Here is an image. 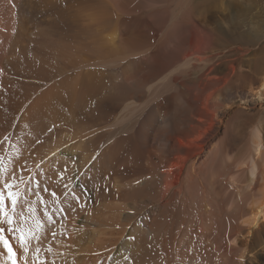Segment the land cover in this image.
Segmentation results:
<instances>
[{"label": "bare ground", "instance_id": "1", "mask_svg": "<svg viewBox=\"0 0 264 264\" xmlns=\"http://www.w3.org/2000/svg\"><path fill=\"white\" fill-rule=\"evenodd\" d=\"M26 1L23 20L9 10L18 23L0 25V53L10 34L19 46L0 67V141L25 106L19 131L53 147L38 161L23 151L18 174L36 173L50 200L60 173L99 151L91 174L109 189L85 211L73 202L83 223L68 212L63 228L45 224L46 259L264 264V120L246 126L264 115V0ZM26 77L46 87L31 97L16 89Z\"/></svg>", "mask_w": 264, "mask_h": 264}, {"label": "snow or ice", "instance_id": "2", "mask_svg": "<svg viewBox=\"0 0 264 264\" xmlns=\"http://www.w3.org/2000/svg\"><path fill=\"white\" fill-rule=\"evenodd\" d=\"M254 38L264 40V24L258 26ZM8 139L5 137V140ZM99 155L100 152L97 151L84 170H74L71 176H66L65 168L60 173L63 191L60 194L52 191L50 200L45 199L41 194V184L36 173L30 172L25 177L24 170L19 174L14 170L9 172L4 157L0 156V264H55V261L49 262L46 259L44 249L39 246L41 230L45 224L53 225L57 220L61 221L63 228L68 212L73 213V220L83 223L82 217L77 218L74 215L77 208L73 202L81 211H85L90 205L98 203L93 193L101 190L109 191L106 185H101L100 181L91 174ZM71 159L75 163L76 158ZM39 167L37 165V168ZM40 175L46 174L41 170ZM101 179L107 181L109 177L105 176ZM43 191L48 193L49 189L45 186ZM38 213H42L43 219ZM53 235L55 236V233ZM122 239L133 241L135 237L125 236ZM47 252L51 253V249ZM111 259L112 256L109 255L107 260ZM123 260L129 261V257L124 255Z\"/></svg>", "mask_w": 264, "mask_h": 264}, {"label": "rangeland", "instance_id": "3", "mask_svg": "<svg viewBox=\"0 0 264 264\" xmlns=\"http://www.w3.org/2000/svg\"><path fill=\"white\" fill-rule=\"evenodd\" d=\"M4 1V2H3ZM10 1V0H9ZM8 0H0V25H4L5 23H6V21L8 20V19H10V21L12 22V24L13 25H16V22L18 23V21L14 18V17H18V19H22L23 20V18L24 17H26V14H25V12H24V9H30V6L28 5V1H26V0H23L22 2H23V4H15V6L13 5V6H11L10 5V2H9ZM13 1V0H12ZM50 1V0H49ZM19 3V2H18ZM43 4V1H41L40 3H38V4ZM47 3H49V2H47ZM37 4V5H38ZM21 5H23V6H21ZM9 8V9H8ZM13 8H14V10H13ZM95 9V8H94ZM9 10H12V11H14L15 12V16L13 17V19L14 20H11V18H9ZM90 10H93L92 8H90L89 10H88V12H90V14H91V11ZM97 10V9H96ZM98 11V10H97ZM93 12V11H92ZM96 12V11H95ZM94 13V12H93ZM18 14H19V16H18ZM94 14H96V13H94ZM16 17V18H17ZM8 18V19H7ZM36 20H33L31 23H30V26H33L34 25V27H35V25H37L36 24ZM168 26V25H167ZM2 31V30H1ZM108 32V31H107ZM14 34H10V37H6V38H4L3 39V42H5V44L4 45H6V47H9L10 45V48H8L7 50L9 51V49H10V51H15L14 49H18L19 48V46L17 45L16 46V43L15 42H13L14 43V45H13V43H12V39H13V36ZM9 36V35H8ZM10 39H11V41H10ZM14 40V39H13ZM10 42V43H9ZM10 45H9V44ZM3 45V46H4ZM13 46V47H12ZM5 46H4V50L3 51H5L6 48ZM13 48V49H12ZM12 49V50H11ZM16 49V50H17ZM8 51H6L5 53H7ZM5 53L4 52H2V57L3 56H5L6 57V59H5V57L3 58V59H1L2 57L0 56V67L2 68V71L6 68L4 65H5V63H7V60L11 57L9 54H6L5 55ZM5 59V60H4ZM2 60V61H1ZM4 61H6V62H4ZM3 62H4V64H3ZM5 67V68H4ZM9 67H10V65H9ZM8 69V71L10 70L9 68H7ZM13 73H16V72H13ZM17 74V73H16ZM9 78H11L12 80H13V78L12 77H9ZM1 80V79H0ZM38 82V83H37ZM39 83H41V84H39ZM42 82H40V81H38V80H36V79H33V78H27L26 77V79L24 78H22V80H21V83L18 85L19 87H17L16 89H20L21 91H23V92H28L29 93V91H31V89H32V91H31V93H32V96L31 97H34L37 93H35L34 92V90L36 89V88H39L40 87V90H42V89H44L45 87H46V85L45 84H43ZM1 94V96H2V94H4V91L3 92H0ZM35 93V94H34ZM27 103H29V102H27ZM27 105V104H26ZM24 108H25V106H23ZM21 108L18 112H16L14 115H12L11 117H10V120H9V123H8V132H7V134H8V140H6V142H2V141H0V142H2L1 144H6L5 146H6V148L7 149H10V151L8 150V152H10V153H8L7 152V149H6V152L8 153V156H9V164L8 165H10V166H8V168L9 167H11V170L13 171H16L17 172V174H18V170H16V168H14V166H13V164L14 165H16V166H18V162H14L13 163V161H18L19 160V158L21 157V155H22V153H24V152H26L25 154H23V155H25V156H23L22 155V158L21 159H23V158H25L26 160L28 159V158H33L32 160H36V161H38V160H41L43 157H44V155H46V153L48 152V151H50V150H52V147H53V144L52 143H48V145L46 146V147H43V148H39V146H38V144H37V142H38V140L37 141H35V138H36V135H38V133H37V131H36V128L34 127V126H32V128H31V126H30V124H28V125H26V127H24V129H23V131L22 132H20L21 130L19 129L20 127V124H21V121H22V119H23V117H24V115H23V109L24 108ZM261 114H258V115H252L251 117H250V120L248 119V118H246V120H247V123L248 124H246V126H249V124H251V122H254V123H256V120L258 121V120H260V121H263L264 120V115L262 114L261 116H260ZM253 117V118H252ZM252 118V119H251ZM263 118V119H262ZM250 121V122H249ZM11 125V126H10ZM20 130V131H19ZM17 133V135L16 136H14V134H16ZM17 137V138H16ZM32 143V146L31 145H29V144H31ZM2 146V145H1ZM28 146H30L31 147V149H29V147ZM28 147V148H27ZM0 148H3V147H0ZM25 149H26V151H25ZM43 150V151H42ZM24 151V152H23ZM32 152V153H31ZM0 153H1V151H0ZM34 153V154H33ZM27 154V155H26ZM29 154V155H28ZM17 156H19L18 158H17ZM34 156V157H33ZM14 158H16V159H14ZM20 159V160H21ZM9 172H10V168H9ZM45 197V196H44ZM46 199V198H45ZM262 237L264 238V233H263V235H262ZM257 251H258V253L260 254V256H262V258L264 259V248H258L257 249Z\"/></svg>", "mask_w": 264, "mask_h": 264}]
</instances>
